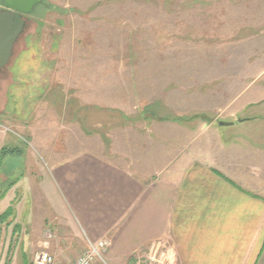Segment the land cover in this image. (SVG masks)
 Wrapping results in <instances>:
<instances>
[{
	"label": "rangeland",
	"instance_id": "obj_1",
	"mask_svg": "<svg viewBox=\"0 0 264 264\" xmlns=\"http://www.w3.org/2000/svg\"><path fill=\"white\" fill-rule=\"evenodd\" d=\"M23 18L0 69V136L16 147L0 193L17 184L0 264L86 250L52 211L33 217L39 184L81 153L146 178L199 159L264 196V0H42ZM17 204L26 217H9Z\"/></svg>",
	"mask_w": 264,
	"mask_h": 264
},
{
	"label": "crops",
	"instance_id": "obj_2",
	"mask_svg": "<svg viewBox=\"0 0 264 264\" xmlns=\"http://www.w3.org/2000/svg\"><path fill=\"white\" fill-rule=\"evenodd\" d=\"M7 136L14 139L4 132L1 150ZM71 162L55 169L49 192L39 184L40 207L33 215L52 211L68 227L70 244L87 249L89 241L109 240V264H264V196L215 166L183 161L146 178L92 153ZM16 185L12 181L0 193L7 211ZM24 209L17 204L9 217H26ZM120 241L125 244L114 257Z\"/></svg>",
	"mask_w": 264,
	"mask_h": 264
},
{
	"label": "water",
	"instance_id": "obj_3",
	"mask_svg": "<svg viewBox=\"0 0 264 264\" xmlns=\"http://www.w3.org/2000/svg\"><path fill=\"white\" fill-rule=\"evenodd\" d=\"M41 2L42 0H4V5L9 9L0 11V69L9 61L14 45L24 30V14L31 13ZM220 124L231 125L232 122Z\"/></svg>",
	"mask_w": 264,
	"mask_h": 264
},
{
	"label": "built area",
	"instance_id": "obj_4",
	"mask_svg": "<svg viewBox=\"0 0 264 264\" xmlns=\"http://www.w3.org/2000/svg\"><path fill=\"white\" fill-rule=\"evenodd\" d=\"M109 240L100 239L97 242H88V248L76 259L63 263L48 250L38 251L34 255L33 264H109L106 256L109 250Z\"/></svg>",
	"mask_w": 264,
	"mask_h": 264
},
{
	"label": "trees",
	"instance_id": "obj_5",
	"mask_svg": "<svg viewBox=\"0 0 264 264\" xmlns=\"http://www.w3.org/2000/svg\"><path fill=\"white\" fill-rule=\"evenodd\" d=\"M15 152V149H9L8 151H6V149H2L1 150V159H3L8 153L13 154ZM11 184V183H10ZM4 215H6V213L0 215V222H1V217H3Z\"/></svg>",
	"mask_w": 264,
	"mask_h": 264
},
{
	"label": "flooded vegetation",
	"instance_id": "obj_6",
	"mask_svg": "<svg viewBox=\"0 0 264 264\" xmlns=\"http://www.w3.org/2000/svg\"><path fill=\"white\" fill-rule=\"evenodd\" d=\"M38 5V4H37ZM36 7V6H35ZM5 9H9V8H7L5 5H4V0H0V11H2V10H5ZM10 10H12V9H10ZM30 14V13H29ZM25 15H28V14H24V16Z\"/></svg>",
	"mask_w": 264,
	"mask_h": 264
}]
</instances>
